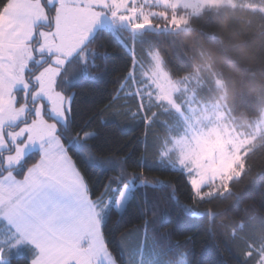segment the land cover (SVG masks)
Masks as SVG:
<instances>
[{
    "label": "snow or ice",
    "instance_id": "1",
    "mask_svg": "<svg viewBox=\"0 0 264 264\" xmlns=\"http://www.w3.org/2000/svg\"><path fill=\"white\" fill-rule=\"evenodd\" d=\"M229 5L0 0V264H214L195 247L217 237L236 264H264V218L236 189L264 113L248 131L227 123L159 39ZM125 126L140 135L109 134Z\"/></svg>",
    "mask_w": 264,
    "mask_h": 264
},
{
    "label": "trees",
    "instance_id": "2",
    "mask_svg": "<svg viewBox=\"0 0 264 264\" xmlns=\"http://www.w3.org/2000/svg\"><path fill=\"white\" fill-rule=\"evenodd\" d=\"M235 1V7H207L198 16L191 17L184 29L172 31L159 39L174 72L180 76L188 73L198 77L202 85L199 91L202 102L219 100L223 91L217 87V81H223L228 108L233 116L244 120L260 115L264 108V14L246 10L242 6L246 0ZM252 1L264 5V0ZM109 51L120 50L110 47ZM94 99L99 100L95 93L89 95L87 103L91 105ZM141 130L142 126L139 129L125 126V131L113 128L109 134L127 143L130 137L139 136ZM258 143H264V140ZM136 148V156H139V145ZM248 163L250 171L236 185L238 191L244 192L238 209L246 206L253 209L248 215L257 217L255 226L258 228L264 218V148L254 152ZM162 178L171 177L165 174ZM239 215L244 213L241 211ZM217 245L221 249L225 247L218 237L215 241L211 238L199 241L195 247L197 259L213 261L214 264H236L238 257L233 255L232 249L221 254L216 251Z\"/></svg>",
    "mask_w": 264,
    "mask_h": 264
},
{
    "label": "rangeland",
    "instance_id": "3",
    "mask_svg": "<svg viewBox=\"0 0 264 264\" xmlns=\"http://www.w3.org/2000/svg\"><path fill=\"white\" fill-rule=\"evenodd\" d=\"M233 3L236 5L237 2L235 0H233ZM246 3H251V4H255V5H259L260 7H264V5H261V4H257L255 3L254 1L252 0H246L244 1L242 4H246ZM230 6V5H229ZM207 8V7H205ZM203 8L202 11L205 9ZM201 11V12H202ZM259 11V10H257ZM200 12V13H201ZM187 26V25H186ZM186 26L180 28V29H184ZM180 29H177V30H180ZM177 30H174V31H177ZM224 96V92L223 94L220 96V99L219 100H216V101H210V102H206V103H216V102H219L220 104L222 105H225L223 111L227 114L228 116V121L227 123H229L230 125H232L233 127L237 128V129H240V130H243V131H248L249 130V125L251 123V119H244L242 120L240 117L238 116H233V114L231 113L230 109L228 108L227 106V103H226V100L225 99H221V97ZM204 103V102H202ZM261 113H264V108L261 109Z\"/></svg>",
    "mask_w": 264,
    "mask_h": 264
}]
</instances>
